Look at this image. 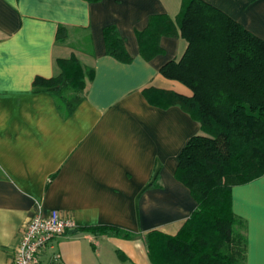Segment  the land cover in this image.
Segmentation results:
<instances>
[{
	"label": "crops",
	"instance_id": "obj_1",
	"mask_svg": "<svg viewBox=\"0 0 264 264\" xmlns=\"http://www.w3.org/2000/svg\"><path fill=\"white\" fill-rule=\"evenodd\" d=\"M264 40V0H204ZM182 0H0V264H12L36 205L56 209L75 227L54 239L38 264H153L145 234H175L196 207L175 176L178 156L200 124L178 104L160 107L146 89L191 90L160 72L186 41L161 35L162 52L145 59L137 33L167 15L176 28ZM153 18V17H152ZM113 25L131 57L105 50ZM66 29L57 38V29ZM75 55L94 69L85 96L67 116L36 76L59 73ZM244 223L243 264H264V174L231 188ZM110 226L131 238L89 229Z\"/></svg>",
	"mask_w": 264,
	"mask_h": 264
},
{
	"label": "trees",
	"instance_id": "obj_2",
	"mask_svg": "<svg viewBox=\"0 0 264 264\" xmlns=\"http://www.w3.org/2000/svg\"><path fill=\"white\" fill-rule=\"evenodd\" d=\"M152 17L156 25L137 33L141 55L150 59L161 53V35H180L187 43L184 53L160 72L188 87L192 96L160 89H146L144 95L163 108L178 104L206 135L188 139L175 170L196 207L175 234H145L149 258L153 264H243L247 239L232 209L231 188L264 174V40L204 0H182L178 28L165 14ZM65 33L59 26L57 38ZM103 37L107 54L131 60L115 26H105ZM58 65L57 75L36 76L33 85L49 87L57 109L67 116L83 100L94 69L75 55ZM89 229L134 236L117 227Z\"/></svg>",
	"mask_w": 264,
	"mask_h": 264
},
{
	"label": "built area",
	"instance_id": "obj_3",
	"mask_svg": "<svg viewBox=\"0 0 264 264\" xmlns=\"http://www.w3.org/2000/svg\"><path fill=\"white\" fill-rule=\"evenodd\" d=\"M74 227L75 222L70 217L61 215L56 209L44 212L37 204L20 233L12 264H38L40 253L54 239Z\"/></svg>",
	"mask_w": 264,
	"mask_h": 264
},
{
	"label": "rangeland",
	"instance_id": "obj_4",
	"mask_svg": "<svg viewBox=\"0 0 264 264\" xmlns=\"http://www.w3.org/2000/svg\"><path fill=\"white\" fill-rule=\"evenodd\" d=\"M199 135H206L205 131L200 130V132L198 133Z\"/></svg>",
	"mask_w": 264,
	"mask_h": 264
}]
</instances>
